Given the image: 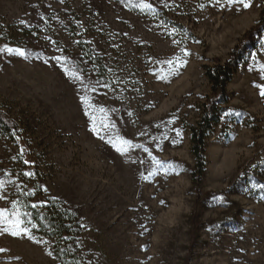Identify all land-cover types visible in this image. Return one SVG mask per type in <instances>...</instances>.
<instances>
[{
    "label": "rangeland",
    "instance_id": "obj_1",
    "mask_svg": "<svg viewBox=\"0 0 264 264\" xmlns=\"http://www.w3.org/2000/svg\"><path fill=\"white\" fill-rule=\"evenodd\" d=\"M263 4L0 0V48L27 53L0 52V108L18 123L0 130V210L33 237L0 232V264H60L27 208L48 197L80 219L78 264H264ZM234 55L198 188L206 67Z\"/></svg>",
    "mask_w": 264,
    "mask_h": 264
},
{
    "label": "trees",
    "instance_id": "obj_2",
    "mask_svg": "<svg viewBox=\"0 0 264 264\" xmlns=\"http://www.w3.org/2000/svg\"><path fill=\"white\" fill-rule=\"evenodd\" d=\"M258 28H264V4ZM82 42V41H81ZM80 42V43H81ZM87 42H85L86 44ZM85 52V60L102 69V60L90 45L82 44ZM241 56H233L225 63L217 60L214 66L206 67V77L212 86V95L204 106L200 120L192 128V153L195 158V167L192 171L194 186L200 187L203 174L206 169L207 139L213 124L218 122V110L226 96L227 85L230 84L236 67L239 65ZM0 130L15 133L18 123L7 112L0 108ZM35 205V207H33ZM28 205L36 233L43 234L54 239V255L60 264H78L79 255L76 247V237L81 230L80 219L71 210L64 207L55 198L48 197L45 203Z\"/></svg>",
    "mask_w": 264,
    "mask_h": 264
},
{
    "label": "snow or ice",
    "instance_id": "obj_3",
    "mask_svg": "<svg viewBox=\"0 0 264 264\" xmlns=\"http://www.w3.org/2000/svg\"><path fill=\"white\" fill-rule=\"evenodd\" d=\"M216 3L220 5V7H225L226 5L228 7H231L233 5H240L242 6L243 9H248L249 7L252 6L253 0H224V3H221V0H216ZM140 7L142 8H150L151 5L149 4H141ZM240 9L238 8L237 11H239ZM21 23H23V21H21ZM262 47H264V45H262ZM0 52H7L8 54H15L17 56L20 57H25L27 58V53L25 52V50L20 49V48H11V47H4V48H0ZM185 55H188L187 52L184 53ZM53 59L59 60L60 57H53ZM253 59H255V57L253 56ZM47 62V61H45ZM170 65H173L174 62L173 61H169L168 62ZM185 63L184 61H180L179 58H177V61L175 62L172 71L169 72L166 75H162L160 78L161 79H165L167 80L169 78V76L171 75H176L177 71L176 69L180 66H182V64ZM261 70H264V64L260 65ZM77 79H79V77H76ZM262 96H264V90L261 91L260 93ZM82 101L85 104H89V99L88 97H82L81 98ZM101 111H103V109H101ZM226 115H228L226 113ZM93 132H97L98 134V130L95 126H93L92 128ZM177 135H180V131L177 130ZM101 139H104L103 136H100ZM108 143H111L112 146L116 149V151L120 152L121 154H123L126 149H124L122 147V145H130V141L127 140H121V146H117L116 143H114L113 141L109 140ZM27 163V161H26ZM26 176H31L33 175L31 172L29 173H25ZM261 187H264V185H261ZM33 207H35V205H33ZM12 219H9V217L5 214L4 210H0V223L4 224L5 226L3 228H0V232H4V233H10L12 236H20V235H28L29 239H32L33 237L30 235L31 229L25 225V222L19 217L18 214H13ZM29 223H31L29 221ZM32 227H36V225H32ZM0 251H4V249H0ZM49 255H51V253H49Z\"/></svg>",
    "mask_w": 264,
    "mask_h": 264
}]
</instances>
